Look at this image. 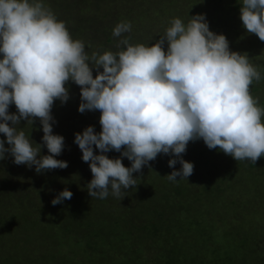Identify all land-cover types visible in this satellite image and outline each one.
Masks as SVG:
<instances>
[{
	"label": "clouds",
	"instance_id": "obj_1",
	"mask_svg": "<svg viewBox=\"0 0 264 264\" xmlns=\"http://www.w3.org/2000/svg\"><path fill=\"white\" fill-rule=\"evenodd\" d=\"M241 4L243 27L264 42V0ZM131 31V22L124 21L112 35ZM129 41L119 39L115 53L89 55L42 0H0V133L6 138L0 139V160L8 153L16 165L35 166L37 174L68 167L55 158L65 140L53 134L52 108L56 100L63 104L70 98L65 86L70 80L80 87L78 111L101 113L99 133L88 126L74 139L92 173L86 185L92 198L111 194L122 200L124 190L137 185L133 173H142L160 154L174 157L168 160L174 169L166 175L169 181L187 179L194 165L182 154L190 141L202 139L236 161L255 164L264 157V107L250 92L264 77L246 53L230 51L226 36L210 30L204 14L191 16L186 25L173 18L150 46ZM12 104L16 113L8 111ZM36 118L43 143L33 146L19 125L22 119L32 125ZM41 147L49 154L41 156ZM110 151L120 157L109 158ZM125 157L130 167L123 164ZM72 196L65 188L51 203Z\"/></svg>",
	"mask_w": 264,
	"mask_h": 264
},
{
	"label": "rangeland",
	"instance_id": "obj_2",
	"mask_svg": "<svg viewBox=\"0 0 264 264\" xmlns=\"http://www.w3.org/2000/svg\"><path fill=\"white\" fill-rule=\"evenodd\" d=\"M54 1L42 0L59 21L65 22L72 38L85 43L89 55L93 51L115 53L120 50L116 47L118 40L125 37H130L131 44L150 46L165 34L173 18H180L186 25L191 16L204 14L210 30L226 36L230 51L246 53L255 67L264 65V42L243 27L241 7L234 9L233 5L242 0ZM124 21L131 22L132 31L114 37L113 28ZM164 48L166 51L167 43ZM65 86L70 98L63 104L56 100L52 116L56 121L53 134L65 140L62 154L55 158L67 161L68 167L37 174L35 166L16 165L8 153L0 160V264H110L116 257L124 256L127 259L124 258L123 264H134L132 256L149 264L160 263L158 256L166 257L161 264L166 259L171 264H260L252 254L264 256V157L249 168L247 161L240 163L219 149L209 150L202 139L190 141L182 158L193 163V174L187 179H177L186 181L193 197H186L185 201V195L171 193L173 197L167 200L169 189L164 188V182L169 181L166 175L174 169L166 165L163 175L155 173L163 167L159 169L150 162L142 168V173H133L134 178L139 177L137 185L124 190L127 193L122 200L110 194L98 203L87 191L92 173L74 139L75 133H82L88 126L99 133L101 113L98 110L80 113V87L71 80ZM260 86L263 87L258 93L250 91L259 101L264 97V84ZM8 111L16 113L17 109L12 104ZM19 127L30 136L33 146L42 145L43 131L38 118L32 125L22 119ZM0 139H6L3 133ZM5 147L9 145L5 143ZM203 148L207 150L201 156L199 151ZM94 151L100 154L95 146ZM48 154L47 148L41 147L40 155ZM106 155L113 159L120 157L116 151ZM164 156L167 160L161 158L162 164L174 158ZM122 162L126 167L131 166L126 157ZM181 167L177 163L175 170ZM65 188L73 193L72 198L53 206L51 201ZM150 191L158 194L149 199ZM177 199H182L184 204L178 205L177 211L167 213L171 212L167 203L173 204ZM156 204L164 205L160 208L165 213L164 222L156 220ZM105 210L109 215L105 216ZM126 218H130L134 227ZM105 219L120 221L111 245L107 243L103 249L99 248L100 242L90 241L89 245L88 240L77 241L74 237V230H85L88 224L93 232L106 239L114 226ZM101 220H105L102 227ZM154 223L159 229L155 236H148L154 232ZM167 226L172 231L167 232ZM128 228V234L116 240ZM252 234L256 235L254 246ZM252 247L256 252H250ZM130 254L133 255L129 257Z\"/></svg>",
	"mask_w": 264,
	"mask_h": 264
},
{
	"label": "trees",
	"instance_id": "obj_3",
	"mask_svg": "<svg viewBox=\"0 0 264 264\" xmlns=\"http://www.w3.org/2000/svg\"><path fill=\"white\" fill-rule=\"evenodd\" d=\"M52 1H54V0H52ZM55 3H58V2H61L60 0H55L54 1ZM238 3V2H237ZM65 5H67V4H65ZM60 6V5H59ZM68 6V5H67ZM66 6V7H67ZM234 6V9L235 8H239V7H242V4L240 3H238V4H234L233 5ZM65 7V8H66ZM245 49V48H244ZM249 52V51H248ZM249 55H250V53H249ZM251 56V55H250ZM0 58H2V54H0ZM251 63V62H250ZM259 70H260V73H261V75H262V77H264V65H259L258 67H257ZM260 84H264V78H262L259 82H254L253 84H252V86H250V91H252V92H254V93H258V90H259V88L260 87H263V86H260ZM262 94L264 95V91L262 92ZM259 106H261V107H264V97L259 101ZM189 146L190 147H194V143H190L189 144ZM209 149V148H208ZM206 150L207 149H201L200 151H199V154L201 155V156H204V154H205V152H206ZM210 150V149H209ZM161 158H163L164 160L166 159L167 160V158L164 156V154H161V157H159V156H157V158H156V160L155 161H151L152 163H153V166L155 165L156 167L158 166L159 167V169L160 168H162L163 167V169H160V172H157V171H154L155 173H160V174H162L163 175V170H165V169H167V167H166V165L168 166V162L166 163V164H162L161 162H160V160H161ZM238 162H240V163H243V162H246V161H238ZM164 163H165V161H164ZM212 165H214V163H212ZM162 166V167H161ZM253 166H255L254 164H252V163H250V162H248V167L249 168H251V167H253ZM167 172V170L166 171H164V174ZM262 175V174H261ZM263 176V175H262ZM263 179H264V177H263ZM264 181V180H263ZM185 180H181V181H179V180H177V182H174L173 184H172V182L171 181H165L164 182V188L165 189H169V192L168 193H170V194H168V193H166V197L165 198H167V200L169 199V196H171V197H173L172 195H171V193H174V195H185V201H186V197H193V191L192 190H189L188 189V187H187V185L185 184ZM172 184V185H171ZM157 189H158V187H157ZM159 190V189H158ZM3 191H5V188H4V186H3ZM160 191V190H159ZM0 193L2 194V189L0 188ZM158 194V192H156V191H150L149 192V199L151 198V197H153V196H155V195H157ZM5 195V194H4ZM8 197V195L6 196V198ZM178 201H175V203H173V204H171V203H167V208L169 209V210H171V212H167V213H169V214H171L172 213V211L174 210V211H177V210H175V209H177V206L178 205H182V204H184V201L181 199V200H179V199H177ZM97 201H98V203L99 202H101L102 200L101 199H98L97 198ZM183 201V202H182ZM176 207H175V206ZM162 206H164V205H157L156 204V211H158L157 212V214L155 215L156 216V220H160V221H163L164 222V220H165V218L163 217L164 216V214L165 213H162V209H160ZM41 208V207H40ZM136 208V207H135ZM136 210V209H135ZM103 212H105V216L106 215H109V214H107L108 212H107V210H105V211H103ZM134 217H141V216H134ZM168 218H171V215H169L168 216ZM93 219H95L94 217H92V220ZM97 220V219H96ZM106 221H108V223H111L112 221L111 220H108V219H105ZM104 220V221H105ZM126 220L128 221V222H130V218L129 219H127L126 218ZM101 221H103V220H101ZM104 221L102 222V223H99V224H101L100 226L102 227L103 226V224H104ZM119 219H115V220H113V228H112V230H111V235L109 236V237H107L106 239H103V238H101V236L100 235H98V232L96 233V232H93L91 229H92V227H88V224H86L85 225V227H84V229L85 230H81V229H79V230H74L75 232H76V235L74 236L75 238H77L78 240L77 241H80V240H88V244L90 245V241H92V242H95V243H97V242H100L101 244H100V246H99V248H103V246L104 245H106L107 243H109V245H111V243H112V236H114V235H116L117 233H118V231H119V229H118V225H119ZM131 223V222H130ZM89 224H90V221H89ZM155 225H154V232H149L148 233V236H155L156 235V233H157V230L159 229V228H157V224L156 223H154ZM167 224H169V223H167ZM143 225H144V223H143ZM142 225V226H143ZM131 227H134V223H131V225H130ZM129 226V227H130ZM141 226V227H142ZM135 228H137V227H135ZM140 228V227H139ZM166 230H167V232H170V231H172V228L170 227V226H167L166 227ZM100 231H101V229H100ZM70 233L72 232V231H69ZM128 232H129V228L126 230V232H125V230L122 232V235H119L117 238H116V240L117 239H119L120 237H122L123 235H127L128 234ZM256 234H258V233H256ZM256 237V235L255 234H252V236H251V239H253V238H255ZM120 240V239H119ZM115 241V240H114ZM255 245V239H253V243H252V246H254ZM104 249V248H103ZM250 250V252L251 253H254V252H256V251H254L255 250V248L254 247H252L251 249H249ZM106 251V250H105ZM101 253H102V251H101ZM262 254H264V253H262ZM133 254H130L129 255V257L130 256H132ZM252 256L253 257H255L256 258V260H258V262L260 263V264H264V256L263 255H261V256H263V257H261L260 255H258L257 254V257L255 256V254L253 255L252 254ZM126 256H124V258H125ZM133 258H132V261H134V264H149V262H145V261H138L137 260V258L136 257H134V256H132ZM124 258H115L113 261H112V263L110 262V264H123V262L125 261V259ZM166 257H160L159 258V256H158V258L157 259H160L161 260V262H162V259H165ZM126 259H127V257H126ZM161 262L160 263H157V262H151L150 264H161ZM163 264H171V261L170 260H168V259H166V261H164V263Z\"/></svg>",
	"mask_w": 264,
	"mask_h": 264
}]
</instances>
